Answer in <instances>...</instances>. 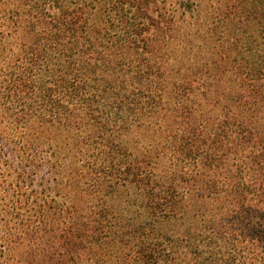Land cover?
I'll use <instances>...</instances> for the list:
<instances>
[{"label":"trees","instance_id":"16d2710c","mask_svg":"<svg viewBox=\"0 0 264 264\" xmlns=\"http://www.w3.org/2000/svg\"><path fill=\"white\" fill-rule=\"evenodd\" d=\"M264 0H0V264H264Z\"/></svg>","mask_w":264,"mask_h":264},{"label":"rangeland","instance_id":"374dc122","mask_svg":"<svg viewBox=\"0 0 264 264\" xmlns=\"http://www.w3.org/2000/svg\"><path fill=\"white\" fill-rule=\"evenodd\" d=\"M261 116H262V118L264 119V113H262V115H261Z\"/></svg>","mask_w":264,"mask_h":264}]
</instances>
